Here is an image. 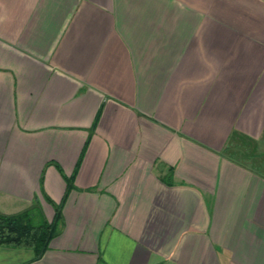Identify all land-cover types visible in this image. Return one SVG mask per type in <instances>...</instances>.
Segmentation results:
<instances>
[{"label":"crops","instance_id":"1","mask_svg":"<svg viewBox=\"0 0 264 264\" xmlns=\"http://www.w3.org/2000/svg\"><path fill=\"white\" fill-rule=\"evenodd\" d=\"M35 202L0 264H264V0H0V213Z\"/></svg>","mask_w":264,"mask_h":264},{"label":"trees","instance_id":"2","mask_svg":"<svg viewBox=\"0 0 264 264\" xmlns=\"http://www.w3.org/2000/svg\"><path fill=\"white\" fill-rule=\"evenodd\" d=\"M71 187L69 182V188ZM61 207L62 203L56 205L52 221L45 218L41 206L36 202L19 213H0V245L33 248L36 258L40 257L59 232L62 222Z\"/></svg>","mask_w":264,"mask_h":264}]
</instances>
